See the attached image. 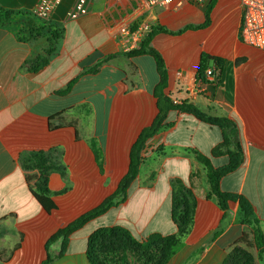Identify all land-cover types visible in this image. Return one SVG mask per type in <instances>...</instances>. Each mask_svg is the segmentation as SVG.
Segmentation results:
<instances>
[{"label": "crops", "instance_id": "crops-1", "mask_svg": "<svg viewBox=\"0 0 264 264\" xmlns=\"http://www.w3.org/2000/svg\"><path fill=\"white\" fill-rule=\"evenodd\" d=\"M146 1L90 0L89 15L75 18L76 2L63 0L51 19L63 39L39 71L34 69L45 59L49 39L21 40L14 26L0 25V264H44L48 240L102 204L127 174L132 147L158 115L154 92L160 75L153 57L122 51L120 23L147 33L158 26L177 32L204 25L212 0L203 6L188 0L182 7ZM39 3L0 0V13L33 12ZM28 17L21 16L22 31H30L28 23L40 27ZM241 22L238 1L217 0L208 27L157 34L152 46L166 61L174 103L188 102L237 124L245 160L222 179L221 188L252 203L264 232V51L242 42ZM113 55L97 74L84 75L71 92L58 94ZM204 55L225 61L219 80H197ZM170 122L144 150L129 200L79 230L65 255L51 264H91L89 240L102 228H126L141 242L177 235L175 195L195 199L197 208L185 245L167 264H224L244 236L253 237L238 202L230 203L226 216L216 198L208 199V167L199 154L215 169L228 164L227 155H212L223 132L190 114L172 112ZM44 178L55 194L52 213L32 193L39 192ZM61 249L59 241L49 253L55 257Z\"/></svg>", "mask_w": 264, "mask_h": 264}, {"label": "trees", "instance_id": "trees-1", "mask_svg": "<svg viewBox=\"0 0 264 264\" xmlns=\"http://www.w3.org/2000/svg\"><path fill=\"white\" fill-rule=\"evenodd\" d=\"M217 0H212L207 8V21L201 26H187L184 29L177 32H169L166 28L162 26L153 27L149 31L141 42L139 48L132 50L127 53L128 57H138L143 55L151 56L155 59L158 72L160 75V83L155 88L154 96L157 100L158 115L151 126L145 128L140 134L138 140L134 144L130 153V165L129 170L125 177L120 181L116 191L108 197L102 204L98 207L88 211L87 213L81 215L75 221L70 223L67 227L59 230L55 235H53L47 242L46 249L48 251V258L44 264H51L56 258L62 257L67 252V247L71 238L82 228H84L88 223L105 216L108 212L113 209H118L122 207L130 198L133 186L137 182L141 167L144 163L143 152L148 146V144L158 135L162 130L170 127L172 123L170 122V114L172 112H179L180 114H190L196 117L199 121L206 123L213 127H218L223 132V142L218 145L213 150V157L227 155L229 158L228 164L218 169L211 166L210 159L202 154H199L202 162L208 167V177L211 184V191L208 195V199L216 198L220 207L225 212L229 210V205L232 202H238L242 211L245 214V223L251 228L253 242L250 243L247 236H244L240 243V246H236L233 251L228 256L224 264H257L253 253H250L249 249L255 248L258 253V264H264V232L259 219L255 217L254 206L245 197L226 193L221 188L222 179L229 174L235 172L244 162L245 154L242 145L239 140V130L238 126L232 120L227 118H217L207 115L206 113L199 110L196 106L184 102L182 104H176L170 97L168 93L169 89V69L167 67L166 61L162 54L152 46V42L157 34H174L182 35L188 30L193 29H203L210 24V14L213 11ZM21 16H29L31 21H35L34 13L30 11H13V10H3L0 13V25L7 27L12 26V22L9 18ZM32 17V18H31ZM4 18V19H3ZM37 22L40 23V27H35L31 23H28L30 31H23V35L18 33L21 40H36L37 38L44 37L49 39V45L45 50L46 57L42 63L34 69V71H39L44 67L48 66L52 58L57 53V48L55 43L63 39V31L56 28L53 22L38 19ZM27 36L24 38V36ZM116 56H109L104 60L100 61L95 67L85 70L80 76L74 79L65 90L60 91L59 95H66L73 89L74 85L87 74H97L101 67L114 59ZM214 64L215 70L221 75L224 70L225 61L212 57L209 55H204L201 59L199 71L197 74V80L199 82H207V71L211 68L210 64ZM61 129V128H60ZM42 155L39 154V156ZM29 182V181H28ZM42 185L39 192L32 191L34 197L38 203L44 208L47 213H52L57 210L56 203L53 200L55 196L48 189V179H42ZM181 207H183L182 212H180ZM197 203L195 199H190L185 196V198H180V196L175 195L173 199V217L175 222L178 224L179 232L177 235L162 237L160 235H153L147 238L145 241L141 242L137 240L134 235L126 228L115 226L112 228H102L95 231L89 240L88 247V257L91 264H103L102 259L99 257L97 243L100 238L110 235V236H126L128 239L129 246L135 249L137 252H147L156 247L161 246V255L154 264H167V262L185 245L188 236L191 233L192 226L195 222ZM62 241V249L59 255L53 257L50 255V247L56 242ZM21 247V243L16 246L15 250ZM160 248V247H159ZM127 257H123L124 264Z\"/></svg>", "mask_w": 264, "mask_h": 264}, {"label": "built area", "instance_id": "built-area-1", "mask_svg": "<svg viewBox=\"0 0 264 264\" xmlns=\"http://www.w3.org/2000/svg\"><path fill=\"white\" fill-rule=\"evenodd\" d=\"M63 0H40L38 8L33 11L34 16L39 19L50 21L55 10ZM151 6H172L182 7L188 0H147ZM199 4L205 3L207 0H193ZM239 2L242 9V22L240 28V37L246 45L264 51V0H236ZM90 0H77L73 17H85L89 15ZM147 29L140 27L137 31H133L131 27H127L122 31L125 41L131 42V45L126 47L125 52L129 53L132 50L139 48L141 42L146 37ZM207 78L212 81H217L220 74L215 68H209Z\"/></svg>", "mask_w": 264, "mask_h": 264}, {"label": "rangeland", "instance_id": "rangeland-1", "mask_svg": "<svg viewBox=\"0 0 264 264\" xmlns=\"http://www.w3.org/2000/svg\"><path fill=\"white\" fill-rule=\"evenodd\" d=\"M73 2L75 4L76 0H73ZM206 2L203 4L198 3V5L203 6L204 4H206ZM9 19L12 22V24H10V25L14 26L20 32V34L23 35V33H24L22 31L23 23L20 20L21 16L11 17ZM34 19H36V21H37L39 18L34 17ZM120 24L121 25L118 28L120 34H122V31L127 27H131L133 29V31H137L140 28L139 26H134V25H130V24H128V25L125 23H120ZM26 37L27 36L25 35L24 38H26ZM129 45H131V42L124 40V44L122 46V51L125 52L126 47H128ZM180 198H182V199L185 198V195H184V197H180ZM182 209H183V207H181L180 212H182ZM108 228H112V227H108ZM250 231L252 234L251 228H250ZM248 240L250 241V243L253 242V237H251L250 239L248 237ZM128 242L129 241H128L126 236L106 235V236L100 238L98 243H97V249H98L99 257L102 259L103 264H124V259H122L123 257L124 258L127 257L125 260V263H127V264H154L155 261L158 260L160 255H161V249H162L161 246H159L160 248L156 247V248H154L150 251H147V252H137L135 249L128 247L129 246ZM247 248L249 249L250 253H253V255L256 259V262L258 264L259 261H258L257 250L255 248L250 249L248 246H247ZM8 252H10V251L6 250L3 252L5 255L4 258H6V256L8 255Z\"/></svg>", "mask_w": 264, "mask_h": 264}]
</instances>
